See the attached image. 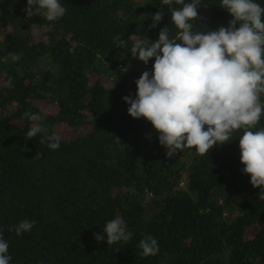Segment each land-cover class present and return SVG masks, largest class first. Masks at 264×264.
I'll return each instance as SVG.
<instances>
[{
    "label": "trees",
    "instance_id": "1",
    "mask_svg": "<svg viewBox=\"0 0 264 264\" xmlns=\"http://www.w3.org/2000/svg\"><path fill=\"white\" fill-rule=\"evenodd\" d=\"M59 2L65 15L48 21L38 6L27 18V0H0V232L9 264H264V200L242 171L244 130L203 156L185 148L168 157L151 123L132 118L122 99H135V81L154 64L130 55L134 39L179 31L168 6ZM220 4L199 0L192 30L228 27L234 18ZM35 123L60 136L57 150L41 143L43 133L27 137ZM261 127L264 114L253 130ZM116 217L131 240L98 243L94 233ZM25 219L34 227L17 235ZM149 235L159 252L145 257L139 242Z\"/></svg>",
    "mask_w": 264,
    "mask_h": 264
},
{
    "label": "clouds",
    "instance_id": "2",
    "mask_svg": "<svg viewBox=\"0 0 264 264\" xmlns=\"http://www.w3.org/2000/svg\"><path fill=\"white\" fill-rule=\"evenodd\" d=\"M162 4L168 6L179 31L175 39L169 37L168 27L159 31L155 42L147 37L134 39L132 57L145 65L154 58V64L151 73L144 71L135 81V99L130 95L122 98L129 105L128 114L151 123L168 157L185 148H194L203 156L214 145L229 142L234 131L243 129L239 137L242 171L250 175L254 188H260L258 196L264 200V127L253 130L264 114L260 101L264 94V7L255 0H221L220 7L234 18L228 27L194 32L189 21L198 17L199 0H162ZM35 6L44 10L48 21L62 18L66 12L59 0H27V18L36 15ZM163 15L161 9L151 16L150 29ZM38 26L32 24L30 28L36 30ZM23 116L32 122L43 119L30 111ZM40 133L44 134L41 143H47L49 149L60 147V136L49 135L39 123L30 128L27 137ZM34 224L25 219L14 230L20 235L31 231ZM131 238L120 217L109 220L103 233H94L98 243L106 240L108 245L126 244ZM139 248L145 257L159 252L157 240L150 235L140 240ZM8 249L0 232V264L11 261Z\"/></svg>",
    "mask_w": 264,
    "mask_h": 264
},
{
    "label": "rangeland",
    "instance_id": "3",
    "mask_svg": "<svg viewBox=\"0 0 264 264\" xmlns=\"http://www.w3.org/2000/svg\"><path fill=\"white\" fill-rule=\"evenodd\" d=\"M130 55H132L131 52H130ZM47 108H50V106H48ZM47 108H46V109H47ZM82 129H83L84 132H85V131H88V130H89V126H85V127H83ZM61 133H62V135H63L62 138H65V137L68 136V132H67V133H65V132H61Z\"/></svg>",
    "mask_w": 264,
    "mask_h": 264
}]
</instances>
